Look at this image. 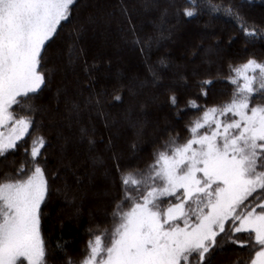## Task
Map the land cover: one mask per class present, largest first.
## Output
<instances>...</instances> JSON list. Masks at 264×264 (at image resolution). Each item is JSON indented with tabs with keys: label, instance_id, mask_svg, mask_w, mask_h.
Returning <instances> with one entry per match:
<instances>
[{
	"label": "trees",
	"instance_id": "trees-1",
	"mask_svg": "<svg viewBox=\"0 0 264 264\" xmlns=\"http://www.w3.org/2000/svg\"><path fill=\"white\" fill-rule=\"evenodd\" d=\"M186 8L195 15L185 16ZM237 15L260 34L245 36ZM43 55L46 85L13 106L32 125L0 157V178L22 175V166L27 172L32 141L45 140L38 160L49 188L46 261L80 264L89 240L113 226L116 205L130 206L121 175L146 172L170 140L189 139L204 109L230 101L231 68L264 62V0H75ZM217 239L223 248L211 264H248L252 249Z\"/></svg>",
	"mask_w": 264,
	"mask_h": 264
},
{
	"label": "snow or ice",
	"instance_id": "snow-or-ice-1",
	"mask_svg": "<svg viewBox=\"0 0 264 264\" xmlns=\"http://www.w3.org/2000/svg\"><path fill=\"white\" fill-rule=\"evenodd\" d=\"M74 3L0 0V157L29 133L31 119L15 116L13 106L46 85V44ZM184 15L195 11L186 8ZM237 19L245 36L260 34ZM231 72L230 101L204 109L188 128L190 138L170 140L146 172L121 175L130 206L116 205L113 228L89 240L80 264H211L222 234L253 250L248 264H264V104L252 106L264 93V63L249 59ZM188 105L199 108L194 100ZM44 146L42 137L34 139L32 167L0 178V264H47L41 217L49 188L38 160Z\"/></svg>",
	"mask_w": 264,
	"mask_h": 264
},
{
	"label": "rangeland",
	"instance_id": "rangeland-1",
	"mask_svg": "<svg viewBox=\"0 0 264 264\" xmlns=\"http://www.w3.org/2000/svg\"><path fill=\"white\" fill-rule=\"evenodd\" d=\"M263 63H264V62H263ZM241 82H242V81H241ZM256 86L258 87V85H256ZM256 105H257V104H256ZM253 106H255V105H253ZM200 116H201V115H200ZM200 116H199V117H200ZM199 117H198V118H199ZM198 118H197V119H198ZM197 119H196V120H197ZM4 131H5V133L7 134V132H8V128L4 129ZM189 138H190V137H189ZM125 210H127V208H126ZM73 212H74V211H73ZM226 227H227V226H226ZM112 228H113V226H112L108 231H110Z\"/></svg>",
	"mask_w": 264,
	"mask_h": 264
}]
</instances>
